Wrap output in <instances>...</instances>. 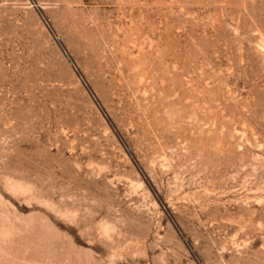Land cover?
Returning <instances> with one entry per match:
<instances>
[{
  "label": "rangeland",
  "instance_id": "obj_1",
  "mask_svg": "<svg viewBox=\"0 0 264 264\" xmlns=\"http://www.w3.org/2000/svg\"><path fill=\"white\" fill-rule=\"evenodd\" d=\"M0 264H264V0H0Z\"/></svg>",
  "mask_w": 264,
  "mask_h": 264
},
{
  "label": "bare ground",
  "instance_id": "obj_2",
  "mask_svg": "<svg viewBox=\"0 0 264 264\" xmlns=\"http://www.w3.org/2000/svg\"><path fill=\"white\" fill-rule=\"evenodd\" d=\"M76 66V65H75Z\"/></svg>",
  "mask_w": 264,
  "mask_h": 264
}]
</instances>
